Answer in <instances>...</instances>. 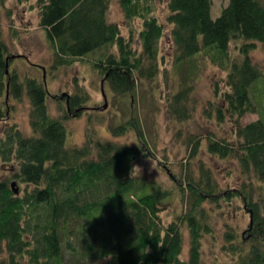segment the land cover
<instances>
[{
  "label": "trees",
  "instance_id": "1",
  "mask_svg": "<svg viewBox=\"0 0 264 264\" xmlns=\"http://www.w3.org/2000/svg\"><path fill=\"white\" fill-rule=\"evenodd\" d=\"M6 1L0 0V106L25 95L31 132L11 125L0 137V264H264V200L255 196L264 180V71L250 55L257 43L264 50V0H227L216 17L212 0H167L170 73L162 67L165 28L152 13L154 0H118L126 21L140 20L138 46L132 29L124 36L108 18L109 0H35L50 70L86 64L108 86L121 115L108 127L111 136L132 131L135 138L95 136L87 116L84 142L71 146L65 120L86 108L88 93L77 83L73 92L53 93L43 77L17 70L13 62L22 55L11 53L2 34ZM206 61L225 76L213 81L202 113L229 122L232 136L210 133L205 150L237 161L244 179L236 187L220 188L201 160L191 167L201 148L199 135L186 137L189 159L171 170L154 155L137 114L138 89L147 92L142 101L156 96L164 71L169 91L158 92L159 99L171 119L186 121L194 111L199 62ZM51 98L58 115L49 110ZM248 113L256 118L244 122ZM138 154L157 159L172 185L136 172ZM175 193L184 208L164 220ZM234 197L249 215L247 228L238 233L225 223L221 249L230 259L207 261L204 240L216 243L213 212Z\"/></svg>",
  "mask_w": 264,
  "mask_h": 264
},
{
  "label": "rangeland",
  "instance_id": "2",
  "mask_svg": "<svg viewBox=\"0 0 264 264\" xmlns=\"http://www.w3.org/2000/svg\"><path fill=\"white\" fill-rule=\"evenodd\" d=\"M227 0H212V16L216 17L221 6ZM35 0H7L5 7L1 11L2 34L9 46L12 54L22 55L14 60L13 65L19 72L27 70L30 74L44 78L47 89L53 93L73 92L76 83L82 86L88 93L89 99L85 104V109L77 116H70L65 120L67 127L66 145H81L85 140L86 118L91 116L92 125L95 129V136L100 138H114L119 142H134L132 131L118 137L111 136L109 125L120 121L121 115L118 107H115L113 96L106 84H101L94 72L81 62L74 63L68 67L58 70H50V51L45 40V32L38 24V13L34 7ZM159 20L164 23L165 35L161 42V52L165 57L162 67L171 71L172 47L169 42L168 32L170 25L166 21L167 0H154L153 12ZM108 18L119 24L121 33L127 36L129 29L133 30L134 45H139L138 30L140 20L133 18L130 22L125 20L118 0H109ZM252 60L264 71V50L259 43L250 52ZM200 68L195 81L192 98L195 106L190 117L183 122L171 119L164 110V103L159 99L160 95L169 91L164 82V71L160 78V88L156 89L151 97L147 95L144 101L142 98L147 94L143 87L138 89L137 114L141 121L143 131L154 155L159 161L168 162L171 170L178 171L189 159V145L186 144V137L195 134L202 137L201 148L197 155L190 160L191 167H196L199 160L209 166L215 176L220 188L236 187L243 181L237 161L233 158L221 159L205 150V138L214 132L216 135L230 137L231 125L229 122L218 123L207 119L202 113V106L212 97V84L214 80H222L225 72L219 67L209 62H199ZM35 64V65H34ZM44 68H41V66ZM177 76V75H176ZM174 77V75H173ZM102 89V91H101ZM160 92V95L158 94ZM102 93L104 95H102ZM3 103V96H0V103ZM0 106L2 116H0V137L2 131L11 125L17 126L23 133L31 132L29 125V100L23 95L20 100L9 99L6 104ZM48 107L53 115H58L57 103L51 98L48 100ZM256 118V114L248 113L243 117L244 122ZM101 119V120H99ZM139 167V169L137 168ZM134 169L138 173H148L152 177L160 180L165 186L172 185L167 172L162 168L157 159L150 156L138 154ZM255 183H257L255 181ZM260 186V185H259ZM256 198L264 200V180L256 192ZM184 208L178 194H174L167 209L162 212L164 220L173 219L174 215ZM264 217V212L262 213ZM215 219L214 232L216 233V243L212 244V238H206L203 245V257L207 261L214 258L229 261V254L223 252L222 234L228 223L239 233L247 228L249 215L243 203L238 197L231 201H222L213 212ZM187 230L184 228L183 256L187 254ZM103 260L98 264H102Z\"/></svg>",
  "mask_w": 264,
  "mask_h": 264
},
{
  "label": "water",
  "instance_id": "3",
  "mask_svg": "<svg viewBox=\"0 0 264 264\" xmlns=\"http://www.w3.org/2000/svg\"><path fill=\"white\" fill-rule=\"evenodd\" d=\"M101 84H102V81H101ZM101 91H102V89H101ZM102 95H104V94L102 93ZM11 187L14 189V192H18V188L16 187L15 181L11 182ZM250 221H251V218H250Z\"/></svg>",
  "mask_w": 264,
  "mask_h": 264
},
{
  "label": "clouds",
  "instance_id": "4",
  "mask_svg": "<svg viewBox=\"0 0 264 264\" xmlns=\"http://www.w3.org/2000/svg\"><path fill=\"white\" fill-rule=\"evenodd\" d=\"M137 168L139 169V167L137 166Z\"/></svg>",
  "mask_w": 264,
  "mask_h": 264
}]
</instances>
